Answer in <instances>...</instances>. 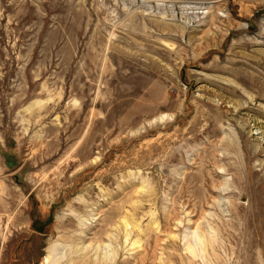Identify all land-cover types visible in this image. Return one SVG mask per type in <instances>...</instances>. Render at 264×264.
Masks as SVG:
<instances>
[{
    "label": "rangeland",
    "instance_id": "obj_1",
    "mask_svg": "<svg viewBox=\"0 0 264 264\" xmlns=\"http://www.w3.org/2000/svg\"><path fill=\"white\" fill-rule=\"evenodd\" d=\"M0 264H264V0H0Z\"/></svg>",
    "mask_w": 264,
    "mask_h": 264
}]
</instances>
